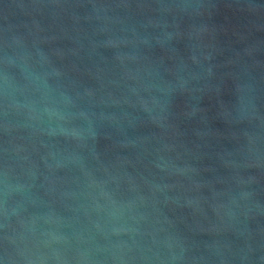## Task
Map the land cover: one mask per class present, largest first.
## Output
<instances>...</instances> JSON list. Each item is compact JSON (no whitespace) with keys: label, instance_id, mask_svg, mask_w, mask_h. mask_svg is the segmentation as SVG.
<instances>
[{"label":"water","instance_id":"water-1","mask_svg":"<svg viewBox=\"0 0 264 264\" xmlns=\"http://www.w3.org/2000/svg\"><path fill=\"white\" fill-rule=\"evenodd\" d=\"M0 264H264V0H0Z\"/></svg>","mask_w":264,"mask_h":264},{"label":"clouds","instance_id":"clouds-1","mask_svg":"<svg viewBox=\"0 0 264 264\" xmlns=\"http://www.w3.org/2000/svg\"><path fill=\"white\" fill-rule=\"evenodd\" d=\"M62 134L64 135H71V136H77V133L75 131H69V130H66V129H61L60 130Z\"/></svg>","mask_w":264,"mask_h":264}]
</instances>
